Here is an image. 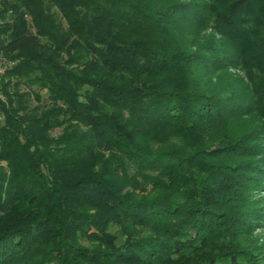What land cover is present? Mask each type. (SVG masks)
I'll use <instances>...</instances> for the list:
<instances>
[{
    "label": "trees",
    "instance_id": "trees-1",
    "mask_svg": "<svg viewBox=\"0 0 264 264\" xmlns=\"http://www.w3.org/2000/svg\"><path fill=\"white\" fill-rule=\"evenodd\" d=\"M0 48V264L252 260L264 0H0Z\"/></svg>",
    "mask_w": 264,
    "mask_h": 264
},
{
    "label": "rangeland",
    "instance_id": "rangeland-1",
    "mask_svg": "<svg viewBox=\"0 0 264 264\" xmlns=\"http://www.w3.org/2000/svg\"><path fill=\"white\" fill-rule=\"evenodd\" d=\"M207 34L211 33V30H206ZM16 59H13L10 55L5 53L0 48V79L9 78L10 76L5 74V70L8 67H11L15 63ZM11 78V77H10ZM9 78V79H10ZM16 80L14 77L11 78V83H14ZM16 91L22 93L21 100V108L19 112H28L32 114H38L42 110L49 108L54 101L50 97H48V93L46 89L41 88L39 85L33 84L29 85L25 82V80H17V86L15 87ZM0 97L4 98L2 92L0 91ZM16 102V101H15ZM14 102V103H15ZM66 123L58 124L49 129V133L51 135H57L63 131ZM104 150V149H101ZM247 184L250 182L247 181ZM246 198L247 205L253 206L255 205H264V185L259 189H251L250 185L246 187ZM263 217V216H262ZM248 228V229H247ZM246 228V231L238 236L239 245H243L251 248L253 255L251 259L253 261H257V264H264V219L260 224L249 225ZM257 258V259H254ZM245 256H240L238 258L239 264H252L251 261ZM227 260L219 258L216 264H228ZM238 264V263H235Z\"/></svg>",
    "mask_w": 264,
    "mask_h": 264
}]
</instances>
